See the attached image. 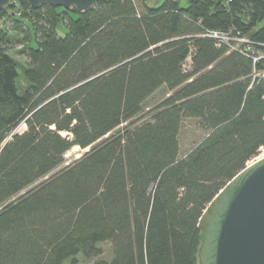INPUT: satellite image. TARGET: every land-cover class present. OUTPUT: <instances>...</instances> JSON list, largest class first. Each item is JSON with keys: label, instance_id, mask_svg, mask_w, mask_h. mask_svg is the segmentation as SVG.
Segmentation results:
<instances>
[{"label": "trees", "instance_id": "obj_1", "mask_svg": "<svg viewBox=\"0 0 264 264\" xmlns=\"http://www.w3.org/2000/svg\"><path fill=\"white\" fill-rule=\"evenodd\" d=\"M263 147L264 0L0 10V264H197L200 215Z\"/></svg>", "mask_w": 264, "mask_h": 264}, {"label": "water", "instance_id": "obj_2", "mask_svg": "<svg viewBox=\"0 0 264 264\" xmlns=\"http://www.w3.org/2000/svg\"><path fill=\"white\" fill-rule=\"evenodd\" d=\"M9 1L0 0V10ZM98 1L26 0L33 9L47 2L79 12ZM197 227V264H264V155L226 182L206 205Z\"/></svg>", "mask_w": 264, "mask_h": 264}, {"label": "rangeland", "instance_id": "obj_3", "mask_svg": "<svg viewBox=\"0 0 264 264\" xmlns=\"http://www.w3.org/2000/svg\"><path fill=\"white\" fill-rule=\"evenodd\" d=\"M16 1L19 2V0H16ZM160 1L161 0H147V3L149 5L154 6V5L159 4ZM20 6H21V4H20ZM41 10H43V9H41ZM14 11L15 12H19V11H22V9L20 8V10H18V8H15ZM23 11L25 12V14L28 12V10L26 8L23 9ZM56 11L57 12H61L62 9H57ZM70 14L73 15L72 12H70ZM6 18H7L6 15L2 16L1 17V22L3 23L6 20ZM34 18H35L34 15H31L30 13H27V16L24 18V20H29V19L32 20ZM55 29H56V33L58 35L63 36L66 33V29L60 23L57 24ZM7 37L9 39V42L8 43H4V46L8 48V53L18 63V69H19V72L21 73L22 68L25 66V59H26L25 56L22 54V52H20L22 50V44L19 42V40L22 38L21 33L12 32V31L9 30ZM30 45L34 46V41H33V43L31 42ZM184 67L185 68L188 67L187 63H186V65ZM18 85L21 88L23 86H25V82H24L22 76H20V78L18 80ZM161 96L162 95L159 92H157L155 95H153L151 98H149L145 102L144 111H147V109L150 108L157 101V99L159 97H161ZM24 127H25L24 125H20L17 128V131L23 130ZM201 136H202V133H201V131L198 130L196 124H194L193 122H190V121H186L184 123L182 129H181L180 136H179L180 147H181V155H184L190 149V147L193 144H195L200 139ZM85 150L86 149H81V148H79L77 146L73 147L68 152H66V154L64 155L65 160H66L65 163L67 164L70 161L74 160L75 158L79 157ZM263 155H264V147L261 148L259 150L258 155L256 157H254L252 160H250L247 164H249L254 159L259 158V157H261ZM101 247L104 250V256H107L108 254L105 251L107 250L108 246L106 244H102ZM65 264H91V262L82 261L81 256L78 255L77 258H76V262L75 263L67 261Z\"/></svg>", "mask_w": 264, "mask_h": 264}, {"label": "built area", "instance_id": "obj_4", "mask_svg": "<svg viewBox=\"0 0 264 264\" xmlns=\"http://www.w3.org/2000/svg\"><path fill=\"white\" fill-rule=\"evenodd\" d=\"M208 36L216 38V39H220L221 41H226L227 37L220 34L219 32L213 31V32H209Z\"/></svg>", "mask_w": 264, "mask_h": 264}]
</instances>
